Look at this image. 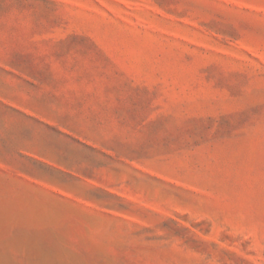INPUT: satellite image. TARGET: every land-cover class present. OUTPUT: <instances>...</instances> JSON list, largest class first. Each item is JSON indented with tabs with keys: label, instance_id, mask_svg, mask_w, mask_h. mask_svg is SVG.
I'll return each instance as SVG.
<instances>
[{
	"label": "rangeland",
	"instance_id": "374dc122",
	"mask_svg": "<svg viewBox=\"0 0 264 264\" xmlns=\"http://www.w3.org/2000/svg\"><path fill=\"white\" fill-rule=\"evenodd\" d=\"M0 264H264V0H0Z\"/></svg>",
	"mask_w": 264,
	"mask_h": 264
}]
</instances>
